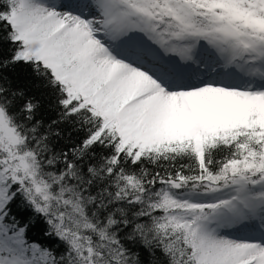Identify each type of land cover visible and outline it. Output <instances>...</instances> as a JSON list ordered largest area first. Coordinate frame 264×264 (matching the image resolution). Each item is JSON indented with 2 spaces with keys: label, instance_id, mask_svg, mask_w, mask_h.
Instances as JSON below:
<instances>
[{
  "label": "snow or ice",
  "instance_id": "1",
  "mask_svg": "<svg viewBox=\"0 0 264 264\" xmlns=\"http://www.w3.org/2000/svg\"><path fill=\"white\" fill-rule=\"evenodd\" d=\"M0 264H264V0H0Z\"/></svg>",
  "mask_w": 264,
  "mask_h": 264
},
{
  "label": "trees",
  "instance_id": "2",
  "mask_svg": "<svg viewBox=\"0 0 264 264\" xmlns=\"http://www.w3.org/2000/svg\"><path fill=\"white\" fill-rule=\"evenodd\" d=\"M28 74V70H20V76L23 78L25 75ZM45 109L42 112L43 119L47 122L54 118L57 113L55 112L54 108L48 106V100H44ZM54 104V101H53ZM63 138L58 141L60 147H64L70 143H74L78 136L71 125H67L63 128L62 131ZM71 136V140L69 139ZM46 225L43 223L34 224L29 232L28 239L30 242L38 243L45 248H49L56 253H60L64 251V247L62 243L56 239L55 237H51L45 234Z\"/></svg>",
  "mask_w": 264,
  "mask_h": 264
},
{
  "label": "bare ground",
  "instance_id": "3",
  "mask_svg": "<svg viewBox=\"0 0 264 264\" xmlns=\"http://www.w3.org/2000/svg\"><path fill=\"white\" fill-rule=\"evenodd\" d=\"M64 2H68V0H64ZM142 40H143L144 44L149 45L152 48H155V46L151 45L150 42L147 41L146 38H142ZM157 51H158V49H157ZM179 62L181 64L180 60H179ZM257 223H259V221L250 222L248 225L249 228H246L244 226H240L237 228L227 229L225 231L232 238L244 239V238H253L254 237L256 239H259L260 238V232H259V230L255 229L253 227V225L255 226V224L257 225Z\"/></svg>",
  "mask_w": 264,
  "mask_h": 264
},
{
  "label": "rangeland",
  "instance_id": "4",
  "mask_svg": "<svg viewBox=\"0 0 264 264\" xmlns=\"http://www.w3.org/2000/svg\"><path fill=\"white\" fill-rule=\"evenodd\" d=\"M85 12H87V10H85ZM199 58L204 60L205 62H209V54H208V52H206L204 49H201L200 53H199ZM164 59L173 61L177 65L180 64L178 57H175V56H171V57L170 56H166V57H164ZM253 227L255 229L259 230V232H261L259 223H257V225L255 224V226L253 225ZM246 228H249V227H246Z\"/></svg>",
  "mask_w": 264,
  "mask_h": 264
}]
</instances>
